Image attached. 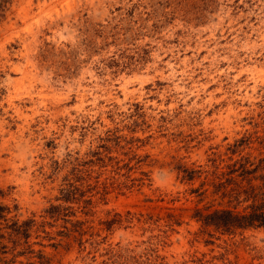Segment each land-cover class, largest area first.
Returning a JSON list of instances; mask_svg holds the SVG:
<instances>
[{"label":"rangeland","instance_id":"rangeland-1","mask_svg":"<svg viewBox=\"0 0 264 264\" xmlns=\"http://www.w3.org/2000/svg\"><path fill=\"white\" fill-rule=\"evenodd\" d=\"M261 160L264 0H0V264H264Z\"/></svg>","mask_w":264,"mask_h":264},{"label":"trees","instance_id":"trees-1","mask_svg":"<svg viewBox=\"0 0 264 264\" xmlns=\"http://www.w3.org/2000/svg\"><path fill=\"white\" fill-rule=\"evenodd\" d=\"M260 161L259 164L250 168L246 162L238 163L232 166V170L237 171L238 178H228L229 180H236V186L246 182L243 188L246 198L251 200V203L245 207L243 211H235L229 208L215 209L206 214H198L199 219L205 225H211L217 229L225 232H230L234 229H246L251 227L264 228V162ZM252 164H250L251 166ZM262 171L260 175L261 184L255 185L252 183L253 174L257 171ZM260 195V197H259ZM6 207L0 204V219L4 217ZM198 217V216H197Z\"/></svg>","mask_w":264,"mask_h":264}]
</instances>
